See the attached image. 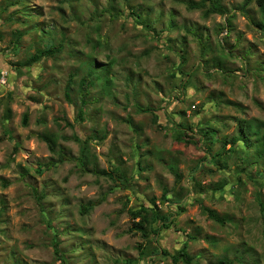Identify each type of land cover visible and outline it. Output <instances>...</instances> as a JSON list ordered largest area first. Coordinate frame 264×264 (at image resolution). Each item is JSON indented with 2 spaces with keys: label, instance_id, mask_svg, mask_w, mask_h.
<instances>
[{
  "label": "rangeland",
  "instance_id": "374dc122",
  "mask_svg": "<svg viewBox=\"0 0 264 264\" xmlns=\"http://www.w3.org/2000/svg\"><path fill=\"white\" fill-rule=\"evenodd\" d=\"M243 2L220 0L226 29L228 16L177 0H0V264H184V243L192 264H264L261 139L228 142L240 120L264 135V17L256 0L244 15ZM50 46L58 52L16 78L18 64ZM91 61L103 79H92L80 121ZM176 127L197 142L176 141ZM40 135L55 139L58 156ZM59 154L74 160L57 164ZM115 169L123 181L97 173ZM219 183L232 188L202 197ZM151 199L174 223H154L147 239L128 233L127 211Z\"/></svg>",
  "mask_w": 264,
  "mask_h": 264
},
{
  "label": "trees",
  "instance_id": "16d2710c",
  "mask_svg": "<svg viewBox=\"0 0 264 264\" xmlns=\"http://www.w3.org/2000/svg\"><path fill=\"white\" fill-rule=\"evenodd\" d=\"M179 2H182L189 10H202L204 11V16L209 17L210 15H220V16H228V21L226 22V29L230 28L229 21L231 19V15L229 16V11L223 7L220 3V0H199V1H184V0H177ZM252 0H244L243 5L239 7V10L245 15V9L249 5V3ZM256 3L259 7V10L264 17V0H256ZM260 30L264 29V18L260 23L257 24ZM200 47L202 51H206L208 49V46L206 43H203L202 40H199ZM58 52V49L55 47H48L42 51H37L29 57L25 62L18 64L17 66L19 67L17 69L16 73V78H20L22 73L25 70H29L32 65L37 63L41 58L44 56H53ZM183 57H181L182 59ZM89 72L85 76H83L80 79L79 82V88H78V100L80 102V108L77 112V116L80 121H83V116L85 114V108L87 106V97L89 95V88L93 85L92 79L95 78V80H101L102 75L96 74L97 69L95 70V67L93 65V62H89ZM92 68V69H91ZM102 71L107 72L106 67L101 68ZM104 81H107V76L105 74V79ZM67 89L69 91V85L67 86ZM27 114L23 115V121L22 124L26 126L27 124ZM239 136L238 137H232L228 142L231 145H235L237 142H243L244 144H247L249 137L254 135L255 137L257 136L258 139H261V143H259L258 147H261V150H257V154L259 156L262 155V152H264V135H262L261 128L255 126L252 122L250 121H245V120H240L239 121ZM191 134L194 135L193 132ZM206 134V133H205ZM193 135H190L186 128L183 127H176L173 131V138L178 141V142H184L185 144H194L197 142L195 137ZM40 138L42 139L43 142H45L49 152L52 155H57L58 152L56 151V141L52 136L49 135H40ZM206 139L212 140L213 137L212 135L210 137L206 136ZM75 141L81 144V153L83 155L82 158L78 159L77 162L81 166H85V160L87 158L86 156V143L81 142L78 137H75ZM260 149V148H258ZM72 161L74 158L70 157H65L61 154H59V160H57V164H60L64 161ZM49 166H53V164L47 165V168ZM168 169L171 172V174L174 177L175 185L178 186L180 185L182 181V175L178 171L177 167L173 164L168 165ZM100 173L101 175L107 176L110 178L112 181H123L124 176L123 174L118 170L115 169L114 171H100L97 172ZM260 182L263 184V180H260ZM232 188L231 184H225V183H219L216 185V187L207 190L204 194H202V197L204 196L205 198H213L216 197L217 195H222L224 192L227 190L229 191ZM168 191H165L163 193L162 197V203L165 202V198L168 195ZM179 192H177V196H181ZM103 199H100L98 201H93V202H88L86 205L81 206L80 208V214L81 215H86L90 211H92L95 207L99 206L102 203ZM156 200L151 199L149 201L148 205H143L137 210H128V216L130 217L131 220V226L128 229V233H139L142 238L147 239L151 234H156L158 233L157 229H153V224L160 222L162 224V227L167 229L169 228L174 221L171 219H168L164 215L161 214L158 206L155 204ZM182 210H180L181 212ZM208 217L212 220H219L218 217L215 215L213 211H208ZM188 245L187 243H184L182 249L178 253V257L180 261L184 264H192L195 262V258L190 257L189 254L187 253ZM139 255L140 257H144L145 253L143 252V249L140 248L139 250ZM54 254L58 257V249L55 247ZM59 258V257H58ZM219 264H226L224 261L219 262Z\"/></svg>",
  "mask_w": 264,
  "mask_h": 264
},
{
  "label": "built area",
  "instance_id": "2783aa9c",
  "mask_svg": "<svg viewBox=\"0 0 264 264\" xmlns=\"http://www.w3.org/2000/svg\"><path fill=\"white\" fill-rule=\"evenodd\" d=\"M0 80H1V83L5 84V81H6V73H4V72H1L0 73Z\"/></svg>",
  "mask_w": 264,
  "mask_h": 264
}]
</instances>
